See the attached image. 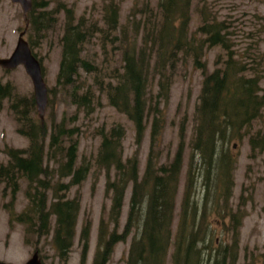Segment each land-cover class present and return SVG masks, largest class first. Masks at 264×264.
<instances>
[{
	"label": "trees",
	"instance_id": "trees-1",
	"mask_svg": "<svg viewBox=\"0 0 264 264\" xmlns=\"http://www.w3.org/2000/svg\"><path fill=\"white\" fill-rule=\"evenodd\" d=\"M190 7L191 0H133L121 21L116 0L102 1L98 16L81 14L77 18L67 0H32L27 12L29 46L34 48L56 30L61 46L56 83L48 88L51 109L47 119L36 115L34 96H13L12 86L0 82V99L10 97V110L21 121L17 131L28 139L26 147L5 146L8 159L0 161V193L10 189V202L4 204L8 223L11 227L22 223L27 243L32 235L36 236L34 241L50 235L57 255L67 260L80 201L77 193L69 197L65 191L80 185L94 165L105 170L110 207L107 217L102 216L98 223L92 264H106L114 244L129 234L126 264L236 263L245 211L234 212L227 207L237 161L231 141L247 137L252 157L264 150V128H254L262 115L264 88L261 74L252 72L264 50L250 64L245 59L250 44L238 53L232 46L228 23L204 3L199 23L191 29ZM60 12L64 14L62 20ZM89 43L98 46L94 53L103 54L101 63L93 51L86 52ZM211 46H219L221 51L213 68L208 69L204 55ZM115 53L117 60L112 58ZM188 61L200 70L202 80L192 114L188 169L173 230L187 117L184 115L179 123L180 141L169 161L161 160L155 145L166 117L160 105L169 99L174 71ZM58 93L85 111L93 110L104 95L110 106L132 122L137 146L133 154L123 156L125 127L112 122L96 129L101 137L96 154H85L79 161V128L69 124L75 115L56 118L52 102ZM148 123L150 145L140 173L138 148ZM22 180L26 204L17 211L15 195ZM130 186L129 208L119 230L125 192ZM213 212L224 225V244H213ZM89 231L86 219L80 230V264H85ZM244 264H264V252Z\"/></svg>",
	"mask_w": 264,
	"mask_h": 264
},
{
	"label": "rangeland",
	"instance_id": "rangeland-1",
	"mask_svg": "<svg viewBox=\"0 0 264 264\" xmlns=\"http://www.w3.org/2000/svg\"><path fill=\"white\" fill-rule=\"evenodd\" d=\"M102 1L105 0H67V3L73 6L76 18L81 14H90L95 17L99 14ZM116 1H118L120 7V20L124 21L133 0ZM203 3L211 11H214L220 19H224L228 23V28L231 30L230 40L233 48L239 53L250 44L245 59L249 63H252L254 59H258L260 53L264 50V0H191V29H194L199 23L200 7ZM63 15L62 12L59 13L60 20H62ZM23 30H25L24 38L28 40V22L27 17L25 18L23 15L21 5L11 0H0V58L8 57L11 54L16 46L19 34ZM57 32V30L50 32L46 39L44 38L41 43L32 48L41 61L44 80L48 88L55 86L60 60L61 46L57 39ZM94 49H98V46L93 43L86 45V52L93 51L94 53ZM220 51L219 46H211L206 49L204 57L208 69L213 68L216 55ZM94 54L97 56L95 60L101 63L103 61V54L100 52ZM112 58L117 60L118 54L115 53V56ZM257 63L254 62L253 68L255 69L252 72L261 74L260 85L264 88V55L260 63ZM156 79L157 77L153 80V94L157 86ZM201 80L202 74L200 70L194 67L191 61L183 62L171 77L167 103L160 105L166 116L155 145L156 150L161 154V160L165 159L169 161L173 157L181 137L179 123L184 115L188 119L184 140L185 148L175 202V217L172 223L173 230L178 220L177 213L188 169V156L190 152L189 132L192 125V114L200 91ZM0 82L12 86L13 96L15 94L34 95L32 81L22 65H17L13 68H5L0 65ZM8 98L10 97L0 99V161L4 162L8 159L4 153L5 146L22 148L28 145V139L17 131V127L20 126L21 121H18L13 111L10 110V99ZM52 103L54 110L56 109V118H61L64 114L66 116L75 115V119L69 121V124H76L79 128V161L85 154L89 157L96 154L101 138L96 133V129L103 126V124L108 126L112 122H121L124 125L125 137L122 141L124 157L131 156L135 148H137L132 122L124 113L110 106L104 95L101 96L100 104L95 105L91 111H85L82 108L78 109L75 105L69 103L68 98L62 93H58ZM50 109L51 106L49 107V103H47L43 117L40 116L37 110L36 115L47 119ZM254 128H264V103L262 115L255 122ZM149 132L150 124L148 123L138 148L140 173L144 170L146 155L149 150ZM231 144L232 150L237 156V161L233 172L234 185L227 207L234 212L239 209L245 211L239 229V244L235 263L244 264L248 261L253 262L257 260L259 253L264 252V150L257 152L255 157L250 156V146L247 137H244L242 141L232 140ZM105 180V170L96 168L93 165L80 185L72 186L69 191H65V194L69 197L77 193L80 201V209L75 227L76 232L72 246L68 252L67 260L65 261L57 255L56 250L50 242V235L47 237L41 236L37 241H34L36 236L32 235L31 241L27 243L24 239L22 223L15 222L12 227L9 225L8 212L4 204L10 202V189L5 194L0 193V260L12 264H24L33 252L37 251L43 264H61L62 261L65 264H80L83 243L80 239V230L87 219L90 223V231L85 264H92L97 245L98 223L102 216L107 217L110 207L109 194L105 193ZM24 185L25 182L22 180L21 187L15 195L14 205L17 211L21 210L26 204ZM130 190L131 186L125 192L124 204L119 218V230L122 228L127 216ZM140 207L142 211L145 210V201L141 202ZM217 215L215 214L210 217L214 233L213 244L215 245L225 243L223 235L224 225L219 221ZM131 237L132 234H129L126 240L114 244L110 258L106 264H126ZM34 244L37 246L35 247ZM208 244L210 246V242ZM252 256H254V260H252Z\"/></svg>",
	"mask_w": 264,
	"mask_h": 264
},
{
	"label": "water",
	"instance_id": "water-1",
	"mask_svg": "<svg viewBox=\"0 0 264 264\" xmlns=\"http://www.w3.org/2000/svg\"><path fill=\"white\" fill-rule=\"evenodd\" d=\"M19 3L22 8L24 17L32 6V0H11ZM25 30L20 32L16 46L8 57L0 58V65L5 68H13L22 65L29 75L34 93L35 107L40 116L43 117L48 103V90L43 76V69L40 60L32 52L27 39L24 38ZM0 264H12L10 262L0 260ZM24 264H43L39 258L38 252L34 251Z\"/></svg>",
	"mask_w": 264,
	"mask_h": 264
}]
</instances>
